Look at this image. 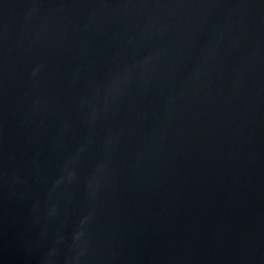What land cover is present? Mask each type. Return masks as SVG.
<instances>
[{"label": "water", "instance_id": "95a60500", "mask_svg": "<svg viewBox=\"0 0 264 264\" xmlns=\"http://www.w3.org/2000/svg\"><path fill=\"white\" fill-rule=\"evenodd\" d=\"M0 264H264V0H0Z\"/></svg>", "mask_w": 264, "mask_h": 264}]
</instances>
